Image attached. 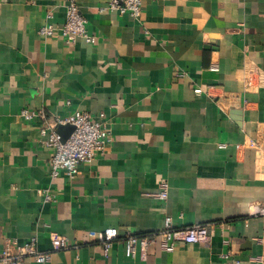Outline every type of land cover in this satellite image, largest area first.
I'll use <instances>...</instances> for the list:
<instances>
[{"label": "crops", "instance_id": "crops-1", "mask_svg": "<svg viewBox=\"0 0 264 264\" xmlns=\"http://www.w3.org/2000/svg\"><path fill=\"white\" fill-rule=\"evenodd\" d=\"M76 1L93 43L37 34L66 0H0V251L36 237L49 259L27 264H264V0H142L139 20ZM25 108L102 114L112 140L53 178ZM167 216L210 224V240L126 256L127 232L155 235ZM107 227L105 255L88 231ZM58 235L76 246L53 249Z\"/></svg>", "mask_w": 264, "mask_h": 264}, {"label": "built area", "instance_id": "built-area-1", "mask_svg": "<svg viewBox=\"0 0 264 264\" xmlns=\"http://www.w3.org/2000/svg\"><path fill=\"white\" fill-rule=\"evenodd\" d=\"M65 16L61 23L46 22L37 29V34L47 38L55 33L61 34L66 43L73 44L79 39L89 43L96 40L86 29V18L82 15L76 0H66ZM101 10L117 11L120 15H129L139 20L142 10V0H108ZM52 17L51 14L48 15ZM216 69V67H212ZM197 94L200 89H196ZM20 116L31 120L40 116V132L43 136L42 144L51 148L49 157L50 176L58 177L65 175L74 178L80 173L81 164L90 165L95 157L102 153L111 142V130L102 118H93L88 112L75 111L67 117L55 118L53 121L45 119L41 112L30 109H22ZM71 124L73 130L65 141L60 139L57 132V125ZM260 155L264 160V145L260 149ZM46 200H54L48 189L42 191ZM159 199L167 197V184H161L156 194ZM210 224H192L185 227H177L172 223L170 216L165 217L164 226L155 235L140 237L127 232L123 242L126 256H134L138 247L147 248L149 244L159 240L160 248L170 252L175 248L176 243L208 242L211 238ZM116 227H107L102 230H90L88 236L101 243L105 255H108L113 240L118 236ZM53 249H67L75 247L66 236H54L51 238ZM49 253L38 248L37 238L31 237L26 242L19 244L15 239L6 240L0 251V264H27V258L31 257L35 262L42 263L49 259ZM256 260L259 257L255 258Z\"/></svg>", "mask_w": 264, "mask_h": 264}, {"label": "water", "instance_id": "water-1", "mask_svg": "<svg viewBox=\"0 0 264 264\" xmlns=\"http://www.w3.org/2000/svg\"><path fill=\"white\" fill-rule=\"evenodd\" d=\"M73 125L71 124H59L57 125V132L60 135V139L62 141H65L66 138L69 136V134L73 130Z\"/></svg>", "mask_w": 264, "mask_h": 264}]
</instances>
